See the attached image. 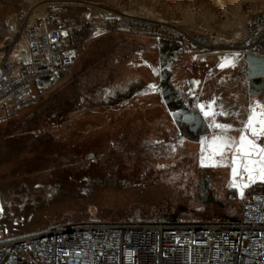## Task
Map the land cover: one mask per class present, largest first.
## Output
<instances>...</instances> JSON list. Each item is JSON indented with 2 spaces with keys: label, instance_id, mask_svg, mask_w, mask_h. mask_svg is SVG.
Here are the masks:
<instances>
[{
  "label": "rangeland",
  "instance_id": "1",
  "mask_svg": "<svg viewBox=\"0 0 264 264\" xmlns=\"http://www.w3.org/2000/svg\"><path fill=\"white\" fill-rule=\"evenodd\" d=\"M52 1L71 5L68 18L85 35L96 27L97 9L163 19L189 35L164 26L161 41L119 31L95 38L69 75L9 122L14 128L0 132V240L62 224L150 222L172 215L180 223H209L236 217L234 200L223 198V208L197 202L189 181L206 172L209 162L201 149L211 138L200 140L174 121L161 78L164 73L178 95L193 87L196 103L212 100L215 91L235 92L247 120L250 106L262 102L249 94L246 63L214 73L224 51L208 52L202 61L186 46L191 37L245 31L249 17L264 11V0ZM37 3L43 15L47 6L40 7L49 0H0V53L15 38L21 15ZM245 121L237 122L233 140ZM219 164L228 172L223 158ZM262 181L257 190L264 193Z\"/></svg>",
  "mask_w": 264,
  "mask_h": 264
},
{
  "label": "built area",
  "instance_id": "2",
  "mask_svg": "<svg viewBox=\"0 0 264 264\" xmlns=\"http://www.w3.org/2000/svg\"><path fill=\"white\" fill-rule=\"evenodd\" d=\"M49 2L43 15L39 8L21 15L15 38L0 54V125L53 90L93 39L119 31L164 40V25L156 20L98 9L92 13L96 27L85 35L68 18L70 4ZM213 43L191 37L186 50L206 61ZM231 45L222 50L225 59L264 55V11L249 17L243 37ZM258 184L244 188L242 197L230 184L229 200L239 206L235 222L62 224L0 240V264H264V193Z\"/></svg>",
  "mask_w": 264,
  "mask_h": 264
},
{
  "label": "crops",
  "instance_id": "3",
  "mask_svg": "<svg viewBox=\"0 0 264 264\" xmlns=\"http://www.w3.org/2000/svg\"><path fill=\"white\" fill-rule=\"evenodd\" d=\"M193 87L187 92L186 94H180L178 95L177 92H173L172 98L176 99L178 101H181V99L184 96H188L190 101L194 103V109H192L191 106L187 105L186 103H183V111L187 114H191L196 118V122L199 125V130L197 134H194L193 136H198L200 140L211 138L201 149V154L205 158L206 161L209 162V166L212 169H219L220 164L219 161L223 158L226 161V168H229L230 163H228L230 154L232 153L231 149H225L224 153L221 154H213L214 153V147L213 141L217 138H225L229 140H233L232 133L237 128V122L238 121H245L246 120V113L244 111V108L242 106L241 97L236 96L235 92H228V91H222L217 92L215 91L214 94H211L209 98H213L212 100L208 102L200 103L199 100L197 103L195 102L194 96L192 95ZM218 95L219 98H217ZM215 96V97H214ZM198 103L202 104L204 106L205 111H209V115L205 116L206 119H203L204 117L201 116L199 110H198ZM211 105V109L208 107ZM229 106H235V109H229ZM214 113V115H213ZM16 123H8L5 125H0V132L1 131H9L14 128ZM205 124H207V127H204ZM215 124H222V125H228L231 126V130L229 131H222L221 129H218L215 127ZM206 130V131H203ZM216 130V131H214ZM220 130V132H218ZM221 133H226L223 135H220ZM203 142V141H202ZM201 143V142H200ZM228 160V161H227Z\"/></svg>",
  "mask_w": 264,
  "mask_h": 264
},
{
  "label": "snow or ice",
  "instance_id": "4",
  "mask_svg": "<svg viewBox=\"0 0 264 264\" xmlns=\"http://www.w3.org/2000/svg\"><path fill=\"white\" fill-rule=\"evenodd\" d=\"M224 65L222 64L221 67ZM155 87L154 85L152 86ZM211 108V105L208 106ZM259 108V113H257ZM201 112L205 116L209 115V111H205L204 106H201ZM214 115V113H213ZM215 127L222 131L231 130V126L215 124ZM241 135L238 140H229L225 138L217 137L213 144V154H223L225 149H231L232 151V176L237 175V165H239L243 172L248 174V180L251 183L255 182L256 178L264 180V146L257 143V140L264 135V105H257L250 110V115L245 121V127L240 130ZM249 137H252L251 139ZM201 165L204 166L203 157L201 158ZM254 173L257 174L254 176ZM248 184H244L243 187H247ZM243 192H241V196Z\"/></svg>",
  "mask_w": 264,
  "mask_h": 264
},
{
  "label": "flooded vegetation",
  "instance_id": "5",
  "mask_svg": "<svg viewBox=\"0 0 264 264\" xmlns=\"http://www.w3.org/2000/svg\"><path fill=\"white\" fill-rule=\"evenodd\" d=\"M165 85L167 86L166 99L169 100V104H170V107L172 108V111L184 112L183 106H182L183 103H186L187 105L191 106L192 109H194V103H192L190 101L188 96H184L181 99V101L173 99L171 96V94H172L171 89H170L169 85L167 84V82ZM254 100H256V99H254ZM258 100H260L262 102L261 105H264V102H263L264 94L260 95L256 101H258ZM250 110H251V108H250ZM258 110H259V108H258ZM181 127L183 129H185L189 134H192V135L197 134V133H193L190 130V127L185 125V124H181ZM257 143L261 146H264V135H262L260 137V139L257 140ZM204 169L206 170V172H201V175L198 176L196 181H193V180L189 181V186L195 187L196 198H197L198 203L206 204L208 206H215V207L223 208L225 206V202L223 201V198H225L226 203H227V200H229V186L231 184L230 169L228 168V172H223V171H220L219 169H212L209 167H205ZM210 169H211V171H207ZM237 174L240 176L238 178V180L240 182H243V183L248 184V185L250 184V182L248 180V174L243 172V169L239 165L237 166ZM70 177H74V175L67 176V178L69 180H71ZM178 177L185 179L187 176L181 175ZM241 177H243V178H241ZM52 178H54V177L50 176V179H52ZM258 180H260V179H255L254 183H256ZM85 182H86L85 188L90 186V183H88L89 181L87 179ZM40 183H41V181H38V183L36 182L35 184H36V186H41ZM252 185H254V184H252ZM247 187H250V186H247ZM2 208H3V202L0 198V213L3 210ZM166 220H172V221L178 222V215H172L170 217V219H166Z\"/></svg>",
  "mask_w": 264,
  "mask_h": 264
},
{
  "label": "water",
  "instance_id": "6",
  "mask_svg": "<svg viewBox=\"0 0 264 264\" xmlns=\"http://www.w3.org/2000/svg\"><path fill=\"white\" fill-rule=\"evenodd\" d=\"M243 56H244V60H242V58L238 56H231L226 59H223L222 61L218 63L217 67L213 70V72L216 73V72L226 71L228 69L235 67L240 62H245L247 65V73H248V91H249L250 96L253 99L257 100L260 95L264 94V55L245 53ZM222 64L224 65L223 67H221ZM161 82H162V86H161L162 95L164 99H166L167 86L165 84L167 82V78L164 73L162 74ZM255 106L256 105H251L250 108L253 109ZM256 110H257V113H259L258 108ZM171 116L174 119V121L179 123L180 125L185 124L189 126L190 130L193 133L198 132L199 125L197 124L196 118L193 115L187 114L182 111H171ZM203 119H206L205 116ZM207 126L208 125L205 124L204 127H207ZM203 131H206V130H203ZM231 161H232V157H231ZM229 169H230V177H231V184H232L231 189L238 190L239 197H242L243 195L241 196V192L244 193V188L246 187H243V185L245 183L240 182L238 180V178L240 177L238 174L236 175L235 178H233L232 170H231L232 169L231 163L229 165ZM252 184H255V183L250 182L248 186H252ZM226 220L235 222L237 219L236 218H226Z\"/></svg>",
  "mask_w": 264,
  "mask_h": 264
},
{
  "label": "bare ground",
  "instance_id": "7",
  "mask_svg": "<svg viewBox=\"0 0 264 264\" xmlns=\"http://www.w3.org/2000/svg\"><path fill=\"white\" fill-rule=\"evenodd\" d=\"M49 1H52V0H49ZM39 3H37L36 5H34V6H32V7H30L27 11H31V10H33L37 5H38ZM46 5H43V6H41L40 8H43L44 9V7H45ZM120 12H123V13H129V12H127V11H120ZM153 14V13H152ZM154 15V14H153ZM159 23H161L162 25H164V26H166V28H168V29H170L171 31H173V32H176V33H178V34H180V35H189V33L187 32V31H185V30H182V29H180L179 27H177V26H169L170 25V22H168V21H166V20H163V19H158L157 20ZM207 29V28H206ZM208 30V29H207ZM243 34H244V31L242 32V30H241V32L239 31V32H237L236 31V33H234L232 36H230V37H223L222 35H217V37H214V42L215 43H213L212 44V48L215 50V51H219V50H224V49H227V48H231L232 47V43H238V41H239V39H241L242 37H243ZM224 41L225 43L224 44H221L220 43V41ZM8 46H6V48H7ZM2 49H4V48H1L0 47V50H2ZM220 53V52H219ZM0 54H2V52L0 53ZM240 64H242V62H240L239 64H237L235 67H237V66H240ZM235 67H233V68H235ZM198 106V110H199V112H200V114H201V116L202 117H204V114H203V112H201V106H202V104H200V105H197ZM210 110H212L211 108H210ZM258 181H262V180H258Z\"/></svg>",
  "mask_w": 264,
  "mask_h": 264
}]
</instances>
